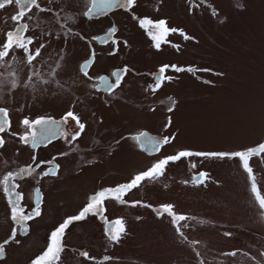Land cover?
I'll return each mask as SVG.
<instances>
[{"label": "rangeland", "instance_id": "obj_1", "mask_svg": "<svg viewBox=\"0 0 264 264\" xmlns=\"http://www.w3.org/2000/svg\"><path fill=\"white\" fill-rule=\"evenodd\" d=\"M43 3L55 15L78 11L80 30L93 31L89 47L79 37L71 64L76 54L78 61L95 55L100 62L91 76L115 68L127 72L113 92L93 94L89 88L71 94L62 85L71 72H58L62 84L56 82L50 59L31 76L47 78L37 86L48 88L41 93L32 90L18 64L24 52L13 54L18 62L13 69H5L7 58H0V108L8 110L10 120L0 133V244L16 227L5 175L35 169L14 181L12 191L20 194L25 214L35 208L38 191L41 209L26 222L27 234H17L19 244L5 245L0 264H31L46 250L55 227L77 215L98 191L119 185L103 194L109 197L105 211L69 226L57 264H264V0H136L131 10L109 9L90 18L84 15L89 0ZM16 5L0 0V45L11 14L17 21ZM53 18L45 16L47 22ZM141 19L165 20L177 31L157 49ZM21 28L18 20L17 39ZM109 28L117 32L98 42ZM42 34L43 40L64 39L46 28ZM49 56L55 53L45 51L42 60ZM162 64L193 71L168 69L171 80L153 91L151 74ZM77 77L82 79L80 69ZM73 104L85 124L82 132L66 116ZM40 118L63 121L57 143L20 140L36 130L22 121ZM143 131L170 142L150 154L137 141ZM49 167H56V174L44 176ZM118 218L126 234L114 242L124 231Z\"/></svg>", "mask_w": 264, "mask_h": 264}, {"label": "snow or ice", "instance_id": "obj_2", "mask_svg": "<svg viewBox=\"0 0 264 264\" xmlns=\"http://www.w3.org/2000/svg\"><path fill=\"white\" fill-rule=\"evenodd\" d=\"M16 2L21 6V10H23L24 7H22V5L24 3V0H16ZM135 4H136V0H93V6L90 7L85 12L84 15L85 16H99L102 14H107L109 9H115V8H125L128 10H131V8L135 6ZM32 7L39 8L38 0H27L28 12L31 11ZM40 10L45 11V9L43 8H40ZM26 14L27 13H25V16ZM29 19H31V17H29ZM66 19L71 20V17H67ZM139 24L141 28L151 29L148 34L150 35L152 41L155 42V47L157 49H159L162 40L170 31L171 32L177 31L176 29H170L169 27H167L165 20H159L158 22H153L151 19H141L139 21ZM27 29H28L27 24L22 25V28H21L22 31H26ZM111 35H112V30H109V34L105 35L104 39L105 40L111 39ZM181 35H183V32H181ZM185 38L187 39L188 37H185ZM114 43H118V41H114ZM126 43L127 42L125 41V44ZM87 68H88L87 63H84L81 65L82 72H84V70ZM168 69H171L172 71H175L177 73L181 71H185V70L190 71V72L193 71L192 68L183 69L175 65L161 66L158 69L157 73L151 74L154 79V84L151 86L153 91H156L157 89H159L162 86V82L165 79L171 80V77H165V72ZM126 72H127L126 67L123 70H117L113 72L112 77L114 78L115 83L110 82L108 78L101 77L100 82L97 85V87L103 88L106 91L114 90L115 88L119 87V84L121 82L122 73H126ZM85 75H87L86 72H85ZM174 103L175 102L173 101V104ZM169 110L171 111L172 109L170 108ZM66 116L72 117L73 120L77 121L81 132L85 129V124L80 123L79 118L75 116L73 112L69 111L66 114ZM22 123L23 125L28 126V128L36 129L32 131L30 135L20 136V140L26 143H32V144L43 143L45 140H49L53 136L58 135L59 133L63 131V127H62L63 121L57 122L54 120L40 118V119H36L34 122H31V123L28 119H24ZM9 126H10V120H9L8 110L5 108H0V133L5 132L9 128ZM76 135L79 136L80 133H77ZM73 139H75V137ZM168 142H170L168 137H165L164 139H160L158 137H154L149 134H143L142 139L140 140V143L143 144L150 152H158L161 146ZM3 143H4L3 139H0V146H3ZM183 152H192V151L185 150ZM163 160H166L168 162L170 161L176 162V161L171 160L169 157H166ZM41 163H45V162H41ZM159 163L160 161L156 162L155 164H159ZM166 165H165V168H166ZM56 167H49L48 171L44 172L43 175L44 176H47L49 174L55 175ZM34 172H35V169L30 168V167H24V168H20L15 173L9 172L7 175L3 177L2 183L5 187V190L14 197V199H12L10 202V206H11V218L14 224L16 225V227L13 228L9 239L5 240L3 244H0V258H4L5 256V245L9 244L12 241H15L17 244H19L20 241L16 239L18 233L21 235L27 234V232L29 231V228L26 222L32 220L34 217H38L41 215L39 194H37L35 208L31 212L25 214L24 211L19 206L20 194L12 191V189L17 187L14 181H16L17 179L25 178L27 176H31ZM146 179H149V178L146 177ZM151 179H156V177H152ZM9 181H13V183L9 185ZM128 183H131V180ZM119 187L120 185L113 187V188H107V189H102L98 191L97 193H95L94 195L90 197L89 202L86 204V206L82 208V210L79 211L77 215L64 219L63 222H61L57 227H55L50 232L49 242L47 244L46 250L43 251L42 254L37 256L31 262V264H57L60 254L64 250L63 238L69 226L73 222L85 220L88 215H96L98 213L105 211L103 207V201L105 198H109V197H105L103 194L112 189L119 188ZM119 203L125 204V202H121V201H119ZM135 203L136 202H133V205ZM137 219H140V218L138 217ZM116 220H120L121 223L124 224V231L120 234V236L116 238L114 242H118L120 237L123 234H126V225L123 219L118 218ZM113 227H111V229ZM106 231H107L108 236H110L111 230L108 231L107 226H106ZM54 237H56L55 244L53 243ZM81 255L87 256V253H81ZM105 259H109V258H105Z\"/></svg>", "mask_w": 264, "mask_h": 264}, {"label": "flooded vegetation", "instance_id": "obj_3", "mask_svg": "<svg viewBox=\"0 0 264 264\" xmlns=\"http://www.w3.org/2000/svg\"><path fill=\"white\" fill-rule=\"evenodd\" d=\"M2 1H6L7 4L10 6L14 3H16V0H2ZM77 1V0H75ZM38 4H39V8L38 7H32L31 11L28 12L27 9V0H24V3L22 5V7H24L23 10H21V6L17 3V13H18V18L17 21L14 20V14H11V21H10V31L8 33V35H6V40H4L3 44L0 45V58L1 59H6L7 64L5 65V69H13V66L15 67V65H17V61L14 62V53H16V50H21L22 52H24V62L22 63H18L21 64V66L23 67L24 70V74H27V80L29 81L30 84H32L34 86V88H32V90H34L36 88L37 91H40L41 93H46L48 91L47 87H37L39 84H45L47 78H39L37 81L35 80H31V76L34 77V73L40 71V69L42 68V64H44L46 62V60H50V62H53V64L51 65V78L54 79L56 78V82H61V78L58 76V72L59 75L62 73H65L66 71L71 72L70 76H66V81L65 83H63L62 85L69 90V92L71 94H76L79 91V93H82L85 90H88L89 88H91V90H93V94L94 91L96 92H113L115 90L118 89L115 88L114 90L111 91H106L103 88H98L97 85L100 82V78L104 77V78H108L110 82L115 83L114 78L112 77V73L117 71V69H113V72L111 74H109V72H103L101 73V75L96 78L94 76L90 75V72H92V70L96 67L95 64H97L98 62H100V59H97V56L95 55H89L86 58H82V60L78 61V57L76 54L75 59L73 60V64L70 63V58L72 57V55L75 53L74 49L77 46V42H79V37L81 36L82 39L81 41H83L86 44V47H89L90 45L93 44V39H94V35H93V31L92 30H86L83 31V29L80 30V28L78 27V19L76 18L75 15L78 14V11H71L70 14H67V17H71V20H67V17H64V14H57L55 15L54 10L51 11H47V7H45L43 0H38ZM89 4L90 7L93 6V0H89ZM40 8L45 9V11H41ZM1 9H4V7L2 6ZM25 13L26 16H25ZM138 14V13H137ZM55 15V18H53ZM45 16H48V18L52 17L53 19L50 20V22H47L45 19ZM62 16V17H61ZM29 17H31V19H29ZM64 17V18H63ZM88 18H90L91 16H87ZM63 18V19H62ZM55 19V20H54ZM21 21V27L24 24L28 25V29L26 31H22V39H17L19 37V34L14 33V27H15V23ZM9 22V21H8ZM52 22V23H51ZM8 26V25H7ZM20 26V23H18L17 27ZM47 29V31L49 33H54L56 36H60V37H64V39H55L56 41H54V39H50V40H43L42 39V31L44 29ZM109 30H112V35L113 33L117 32L116 28H109L107 29V32H102L97 36V40L100 43H104L107 40L104 39L105 35L109 34ZM171 32V31H170ZM170 32L164 37V39L162 40L161 44L163 43V41L167 40V38L170 35ZM89 33V35H88ZM100 37H102V39H100ZM109 41V40H108ZM6 43V44H5ZM93 47V46H91ZM45 51H52L53 53H55V56H49L46 57L45 60L43 59L44 53ZM77 53V52H76ZM16 56H18V53H16ZM20 60V59H18ZM23 60V59H21ZM6 61H2V63L6 62ZM1 63V64H2ZM87 63L88 64V68L84 70V72L81 71V75H82V79L77 77L78 74V69L81 70V65ZM3 68H4V64ZM166 64H162L161 66H164ZM160 66V67H161ZM159 67V68H160ZM30 71H33L32 74ZM61 71V72H60ZM85 72L87 73V75H85ZM167 74V70L165 72V77ZM56 75V76H55ZM96 78V79H95ZM98 79V80H97ZM125 79V73H122V77H121V82ZM96 81V82H95ZM44 82V83H42ZM93 86H92V83ZM120 82V83H121ZM87 83V84H86ZM79 85L83 86L81 87V91L78 90ZM84 85H88V87H85ZM70 86V87H69ZM64 89V88H63ZM65 89V91H66ZM85 89V90H83ZM74 91V93H73ZM76 92V93H75ZM60 98V97H59ZM77 107L76 104L72 105V108H70L69 111L73 112V114L75 116L76 113L78 114L77 111ZM67 112V111H66ZM78 117V116H77ZM68 119V118H67ZM72 119V117H71ZM70 122L74 123L77 122L76 120H71ZM62 121L61 119H58L57 122ZM77 132V131H76ZM73 136V135H72ZM61 137H59L58 135L53 136L51 139L49 140H45L42 144H48L49 146L57 143V141L60 139ZM76 139V138H75ZM39 144V143H38Z\"/></svg>", "mask_w": 264, "mask_h": 264}, {"label": "water", "instance_id": "obj_4", "mask_svg": "<svg viewBox=\"0 0 264 264\" xmlns=\"http://www.w3.org/2000/svg\"><path fill=\"white\" fill-rule=\"evenodd\" d=\"M143 134H149V135L154 136L153 134H151V133L148 132V131H143L140 135H138L137 141H138V144H139L140 149L143 150V151H146V152H148V153H150V154H152V153H156V152H150V151H149V150H148L143 144L140 143V140L142 139ZM154 137H155V136H154ZM37 194H38V191H36L35 201H36V198H37Z\"/></svg>", "mask_w": 264, "mask_h": 264}, {"label": "bare ground", "instance_id": "obj_5", "mask_svg": "<svg viewBox=\"0 0 264 264\" xmlns=\"http://www.w3.org/2000/svg\"><path fill=\"white\" fill-rule=\"evenodd\" d=\"M163 86H164V83H163L162 87H163ZM162 87H161V88H162ZM71 124H73V123L71 122Z\"/></svg>", "mask_w": 264, "mask_h": 264}]
</instances>
